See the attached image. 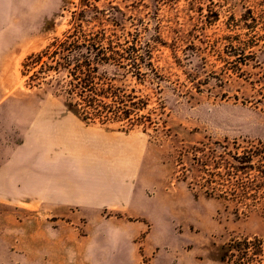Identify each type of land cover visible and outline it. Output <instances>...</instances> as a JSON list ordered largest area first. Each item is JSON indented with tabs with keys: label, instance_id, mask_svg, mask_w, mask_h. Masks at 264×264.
<instances>
[{
	"label": "rangeland",
	"instance_id": "374dc122",
	"mask_svg": "<svg viewBox=\"0 0 264 264\" xmlns=\"http://www.w3.org/2000/svg\"><path fill=\"white\" fill-rule=\"evenodd\" d=\"M49 2L0 25V264H147L143 227L164 264H264V219L236 217L186 171L196 149L264 141V0ZM151 40L156 77L129 60ZM90 45L106 59L91 86L133 97L127 119L92 116L79 96ZM244 239L262 250L233 255Z\"/></svg>",
	"mask_w": 264,
	"mask_h": 264
},
{
	"label": "trees",
	"instance_id": "16d2710c",
	"mask_svg": "<svg viewBox=\"0 0 264 264\" xmlns=\"http://www.w3.org/2000/svg\"><path fill=\"white\" fill-rule=\"evenodd\" d=\"M90 8V7H84ZM156 43L153 40L146 44V54L144 58L136 59L129 55L132 69L144 68L147 72L154 73L152 57L150 54L151 44ZM78 60L76 61V71L81 76L82 85L79 96L82 97L86 108L90 110L92 116H108L112 115L116 119L129 117L130 112L135 109L134 103H129L132 109L125 110L126 101L131 102L133 97L129 96L125 100L121 95V90L113 88L96 89L91 86L96 77L97 72L91 70L90 66L95 63L96 66L104 63L106 60L103 54L96 51L93 45L88 47H80ZM132 52V49H131ZM79 62V63H78ZM138 73V72H137ZM137 82L143 84L146 81L147 73L134 75ZM71 96V91H69ZM98 98H110L115 103L112 110L111 105H101L96 103ZM100 102V101H99ZM140 109H137L139 111ZM206 152V154H205ZM202 154L199 157L197 154ZM192 165L186 171L195 180L199 193L208 198L221 202H229L228 196L232 204L230 208L236 217H248L255 214L264 219V141L255 140L250 142L248 147L242 148L237 143L228 145L227 143H214L212 148H201L194 151ZM252 173V175H250ZM227 205V204H226ZM228 206H224L227 210ZM251 246L252 254H258L262 246L259 239L236 241L231 247L233 255L236 253L239 257L245 256L248 247ZM255 252V253H254ZM230 256V255H229Z\"/></svg>",
	"mask_w": 264,
	"mask_h": 264
},
{
	"label": "crops",
	"instance_id": "0c3cea01",
	"mask_svg": "<svg viewBox=\"0 0 264 264\" xmlns=\"http://www.w3.org/2000/svg\"><path fill=\"white\" fill-rule=\"evenodd\" d=\"M11 7H55V2L50 3L49 0H36V3H33V4H29V3L19 4L17 0H0V25L3 23V21L7 17V16L5 17L4 13L9 11ZM45 175L46 176L44 177V180L46 181L49 180V182L54 183V184L52 183L50 187L60 186L59 182L63 180L65 171L58 168V170H54V169L49 170L48 174H45ZM107 176L113 180L117 179V176L114 174L113 175L109 174ZM93 177L87 176L86 178L89 179ZM133 180L134 182L136 181L135 177H133ZM133 180H131V184L129 188H127L128 190H130L129 196L131 197H133L132 194H133V190L135 189V185H134L135 183L133 182ZM55 182H58V184ZM117 193L121 194V191H116V194ZM49 196L50 198H54L52 199V201H55V202L60 201L61 199V197L57 196L59 197L58 199L54 195V192L53 193L50 192ZM140 233L144 234V238L142 239L143 243H142V249L140 253V259H144L147 264H164L165 260H169L171 258L170 253L169 254L160 253V251L155 246L156 239L150 230L148 231L146 227H143Z\"/></svg>",
	"mask_w": 264,
	"mask_h": 264
}]
</instances>
